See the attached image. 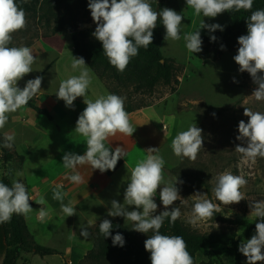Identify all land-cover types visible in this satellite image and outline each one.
Masks as SVG:
<instances>
[{
    "label": "clouds",
    "instance_id": "obj_1",
    "mask_svg": "<svg viewBox=\"0 0 264 264\" xmlns=\"http://www.w3.org/2000/svg\"><path fill=\"white\" fill-rule=\"evenodd\" d=\"M27 2V0H21ZM152 2L159 0H89L88 7L97 27L93 36L101 42L103 52L110 64L119 72L126 70L131 58L139 54V48H148L153 43V30L157 27L158 18L166 30L165 40H180L181 24L184 17L176 10L163 8L159 12L151 7ZM187 7L199 17L216 18L224 12L250 11L247 19V35L238 38L240 45L238 54L234 56L241 73L248 72L258 88L251 96L256 100H264V10L251 11L253 0H186ZM27 26L26 13L17 3V0H0V129H3L9 120V114L17 112L26 106L41 90L42 76L27 81L21 89L18 82L33 71L32 65L36 61L33 50L28 46L9 47L12 34ZM207 28L210 32L217 29L223 31L220 24H206L201 22L200 29ZM200 29L195 32L184 33L183 39L190 53L202 51V38ZM211 41L217 37L212 35ZM225 46H221L222 50ZM73 71L79 70V75H72L61 81L57 98L63 100L67 107H73L78 97H84L86 108L79 115L75 133L84 138L87 149L83 155L72 152L63 156V166L71 169L72 174L66 175L71 183H83V176L76 171L78 166L89 164L94 170L101 173L115 170L118 161L126 157L123 147L117 146L115 150L105 146V141L117 133L132 136L136 129L130 123L129 114L125 110L124 99L116 94L100 96L94 101L87 99L88 89L92 83V76L83 57L73 56L71 61ZM234 82L235 78H234ZM215 115V113H213ZM244 115L249 121L239 122V135L236 139L247 141V146L236 145L235 151L242 155L247 162L253 163L256 159L264 158V113L253 112L245 108ZM165 128V126H164ZM202 129L192 125L186 131L179 132L171 142L173 153L177 157H187L192 161L197 159L203 147L204 138ZM3 147L11 149L15 137L4 133ZM144 159L131 168L130 182L124 193V203L111 201V208L107 215L111 217H124L126 221L134 223L133 230L148 234L153 233L145 240V249L150 252L151 264H194L193 257L187 250V243L182 236L163 235L160 229L166 218L175 223L181 217L180 207H172L176 201L187 206L188 201L180 195V189L175 183L164 182L163 167L165 161L160 156L158 148H148ZM127 167V161H126ZM17 175H23L17 173ZM213 193L215 198L223 205L238 204L246 199L241 189L246 186L247 180L243 175H233L225 171L215 178ZM62 185L53 189V199L60 202L61 212L71 217L76 214L73 201L64 203L66 192L61 191ZM159 191L164 211L155 215L158 205L154 197ZM194 203L186 214L189 224L203 227L214 213L219 212V205L207 198V194L196 192L191 196ZM35 200L41 207L38 218L44 220L49 216L46 210V200L43 196L33 198L23 182L13 180L11 187L0 182V224L10 222L13 215H27L33 208L29 201ZM252 209L250 216L259 220L256 223V232L239 245V251L247 257V264L264 262V200H250ZM128 206H135L136 210L129 211ZM142 208V212L139 209ZM92 221L88 225H92ZM218 228V225H217ZM113 223L103 219L99 223V231L105 237H112L113 246L123 247L125 239L117 232L112 236ZM90 235L87 228L81 227V236Z\"/></svg>",
    "mask_w": 264,
    "mask_h": 264
},
{
    "label": "crops",
    "instance_id": "obj_2",
    "mask_svg": "<svg viewBox=\"0 0 264 264\" xmlns=\"http://www.w3.org/2000/svg\"><path fill=\"white\" fill-rule=\"evenodd\" d=\"M189 13L186 16L190 20L182 21L180 40H172L177 48L186 47L183 39L184 33L194 32L195 18L193 10L190 9ZM244 35H247V33ZM204 46L205 44L202 48ZM239 47L237 41L235 49L226 50L225 52L233 51L237 55ZM51 48L52 50L57 49V46ZM71 48H74V44ZM54 51L53 60L48 62L49 64L40 72L39 76L43 77L41 90L32 98L35 104L49 111L51 118L32 107L24 106L17 112L9 114L7 124L0 130L3 133L14 135L15 140L12 150L16 154L24 156L16 170L13 167L15 158L6 164L7 173H9V170L12 171L10 172L11 180L13 181L15 178L13 173H22L23 175H19L18 180L26 185L28 194L33 198L43 196L46 200V205L43 207L49 211V216L44 220L38 218L41 206L35 200H32L33 204H30L33 210L25 215L30 233L38 243L60 250L61 244L65 240L61 225L68 224L69 217L62 214L60 202L53 199V189L57 185L63 186L61 191L67 193L64 203L67 204L68 201H73L76 206V213L86 223L92 221V225H96L103 219L117 218L108 216L107 213L111 208L112 200H116L121 204L124 203V193L130 182L131 168L144 159L147 155L146 150L154 148L158 140L164 142L160 146L161 151L159 154L163 153L166 145H171V141L175 136L183 131V114L186 111H191L193 115L196 114L195 110L192 109L196 102L205 101L209 104L205 94L200 93L203 90L196 87L195 83L203 86V83L215 80L214 71L218 72L219 70L214 65L218 63V58L222 55L213 59L202 52H199L197 56H192V53L187 52L180 57L172 54L166 55L163 52L165 56L174 58L178 65L179 63L183 64L181 67L182 76L178 75L179 82L176 88L173 90L171 86L158 85L151 95H145V98L151 101L149 105L130 112L127 111L130 123L136 129L133 135L126 136L117 133L105 141V146L113 151L117 146L123 147L127 153L126 157L118 161L115 170H108L104 173H101L98 169L94 170L89 164L78 166L76 171L84 179L83 183L76 185L66 179V175L72 174V170L64 168L63 156L68 152L80 155L86 152L87 145L84 138L74 132L78 117L86 108V104L84 103V97H78L74 101V106L70 108L66 106L63 100L57 98L56 93L61 81L72 75H79V70L73 71L71 68L73 56L78 57L74 51L69 55H65L63 50ZM86 64L92 76V83L86 98L94 101L100 96L112 94L97 73L87 62ZM194 69L198 70L200 75L197 80L194 76ZM53 72L55 77L50 75ZM49 78H56L59 83L56 84L52 81L51 86H47L46 80ZM30 79L32 78L26 75L18 82V87L23 89ZM250 83L251 77L249 74L247 76L244 74L241 81L243 92L248 87L247 84ZM187 89H191L190 92ZM45 140L51 143L50 147L43 146L40 143ZM166 141H168L167 144ZM2 155L3 151L0 149L1 158ZM128 208L136 210L135 206H128ZM139 211L142 212V208ZM62 233L63 237H61ZM6 248L3 224H0V264H3ZM33 255L35 253L22 252L16 264H54L49 261L53 258L50 256L57 254L42 256L44 261H32Z\"/></svg>",
    "mask_w": 264,
    "mask_h": 264
},
{
    "label": "rangeland",
    "instance_id": "obj_3",
    "mask_svg": "<svg viewBox=\"0 0 264 264\" xmlns=\"http://www.w3.org/2000/svg\"><path fill=\"white\" fill-rule=\"evenodd\" d=\"M166 7L169 8L172 5H177L181 11L185 14H190V8L187 7L186 0H164ZM194 32L200 29L201 22L206 24H220L223 29L225 26L231 23L232 18L229 12H224L218 15L216 18L203 17L201 14L198 18L194 16ZM27 26L26 28L17 31L12 34V41L9 47H21L28 46L33 50V55L36 57L35 63L32 65L33 71L27 74L32 79H35L40 75V72L44 70L48 62H51L55 56L54 50L64 51L65 55L73 53V40L72 35L69 34L66 29L55 32L54 25H48L45 21L38 20L34 15L26 16ZM86 26L96 25L93 18L91 22L85 24ZM201 36L210 35L207 28L200 29ZM204 43H202L203 46ZM57 46V49L51 47ZM162 50L166 55H176L177 57L185 55L187 52L186 47L175 46L172 40L166 41L164 39ZM202 52V51H201ZM199 53H192V56H197ZM235 52L227 51L225 54L218 58V63L214 67L218 68L214 71V81H208L201 86L199 83H195L200 93L205 94V98L208 100L209 105L205 101L196 102L192 109L196 114L193 115L191 111H186L183 114L182 129L186 131L190 126L196 125L200 127L202 136L204 138L203 147L200 149L197 159L192 161L187 157H177L173 153L171 145H166L163 153H158L163 157L165 164L163 167L164 182L161 187L167 183H175L183 181V183H177V187L180 189V195L183 199L188 201L187 206L182 205L178 200L172 207H180L181 217L180 219L192 230L200 233L221 232L231 235H235L236 239H239V245L242 241L251 239L255 234L252 231L249 235L245 236L246 227L244 224H236L220 220L218 213L224 217L230 219L241 220L242 223H257L259 220L250 216L251 208L249 207L250 200H264V158H257L253 163L251 160L245 161L242 155L235 151L236 145L246 147L247 141H241L236 139L239 135L238 126L241 120L247 123L249 117L244 115L245 108H250L253 112L264 113V105H252L249 102L248 96L254 91L256 84L251 78V83L247 84L248 87L244 89L241 87V81L244 74L247 76L248 72H238L239 65L235 62ZM180 68L183 64L179 63ZM216 70V69H215ZM195 79H199L200 75L198 70L194 69ZM52 77H55L53 72ZM182 76V72H179ZM250 76V74H249ZM251 77V76H250ZM234 78L235 81L234 82ZM59 83L56 78H49L46 80V85L51 86V82ZM50 84V85H49ZM161 87V86H160ZM165 88V87H164ZM163 89V87H162ZM191 90V89H190ZM187 89L188 92H190ZM215 113V115H213ZM172 142V141H171ZM43 146H51V143L47 140L40 142ZM168 141H166V144ZM164 142L157 141L154 148H158L159 152ZM2 161V158L0 157ZM21 159H14V169L19 167ZM5 171H8L7 167ZM225 171L231 172L233 175H243L247 180L246 186L241 191L245 195L246 199L242 200L238 204L223 205L214 196L213 188L215 186V177ZM3 171H0V175ZM12 172L9 170V174ZM19 173V172H18ZM14 180L19 179L17 173ZM160 189L157 190V194L154 197L155 202L158 205L157 211L164 210V206L159 196ZM196 192L201 194H207V198L214 204L219 205L220 211L214 213L213 217L208 220L203 227H193L187 222L186 214L191 210L194 203L192 195ZM129 211L133 209L128 208ZM125 224L134 225L132 221H126L122 217ZM62 224V223H61ZM218 225V228H217ZM95 225L89 226L79 214H75L69 217L68 224L61 225V229L64 233L61 237L65 238L64 243L61 244L60 253L50 257L54 264H115L112 259L97 260L88 256V253L94 247L96 240V234L93 230ZM81 227L87 228L90 235L85 238L81 236ZM37 242V241H36ZM236 248L235 246L228 244H208L197 254L194 264H207L212 261L214 264H236ZM32 261H44L42 256L37 254L33 255ZM39 264V263H38ZM258 264H264V262H258Z\"/></svg>",
    "mask_w": 264,
    "mask_h": 264
},
{
    "label": "trees",
    "instance_id": "obj_4",
    "mask_svg": "<svg viewBox=\"0 0 264 264\" xmlns=\"http://www.w3.org/2000/svg\"><path fill=\"white\" fill-rule=\"evenodd\" d=\"M17 3L28 15H34L38 20L45 21L48 25H54L55 32L66 31L72 35L74 44L73 51L78 57H83L88 65L97 73L99 78L106 84L112 94H116L124 99L125 110L130 112L135 109L147 106L151 101L145 95H151L158 85H168L174 90L178 84V75L181 68L174 58L164 55L162 44L166 35V30L162 20L158 18L157 27L153 30V43L147 49L139 48V54L131 58L127 68L119 72L112 66L103 52L100 41L94 36L93 32L97 25L86 26L91 22V11L88 7L89 0H27ZM166 7L164 0H159L158 12ZM180 13L185 21L189 17L181 11L177 5L169 7ZM264 10V0H253L251 11ZM232 18L223 31L217 29L210 35L201 36L205 46L202 53L208 57L216 59L226 50H233L236 47L238 38L247 33V19L251 12L241 10L239 12H229ZM215 35L216 41H211L210 37ZM225 46L222 50L221 46ZM34 108L40 113L47 114L51 118L49 111L35 104L32 100L26 105ZM4 133L0 130V149L3 151L0 175V182L9 187L12 185L10 174L5 171L6 164L13 158L24 159L23 155L16 154L12 148L3 147ZM33 204V201H29ZM171 209V208H169ZM165 210V209H164ZM156 211L159 215L162 211ZM220 220L236 224H244L245 236L256 230L255 223H242L238 219H230L218 213ZM113 223L112 236L117 232L123 235L125 245L123 247L113 246L112 237L105 238L99 231V223L93 230L96 234L94 247L88 256L97 259H112L115 264H151L150 252L145 249L144 242L153 233H140L133 230L134 225L125 224L122 217L110 219ZM7 245L3 264H16L22 252H32L41 256L59 254L56 248L36 242L29 231L25 215L14 214L11 221L2 223ZM163 235L182 236L187 243V250L193 257L194 263L197 254L208 244H228L236 248V264H247V257L239 251V239L235 235L210 232L200 233L190 229L180 218L175 223L170 222V217L164 220L160 229ZM207 264H214L212 261Z\"/></svg>",
    "mask_w": 264,
    "mask_h": 264
},
{
    "label": "bare ground",
    "instance_id": "obj_5",
    "mask_svg": "<svg viewBox=\"0 0 264 264\" xmlns=\"http://www.w3.org/2000/svg\"><path fill=\"white\" fill-rule=\"evenodd\" d=\"M258 88V85L256 84V86H255V89H257ZM254 89V90H255ZM254 92V91H253ZM252 92V93H253ZM252 93L248 96V99H249V102L252 104V105H264V100H256L253 96H251L252 95Z\"/></svg>",
    "mask_w": 264,
    "mask_h": 264
},
{
    "label": "water",
    "instance_id": "obj_6",
    "mask_svg": "<svg viewBox=\"0 0 264 264\" xmlns=\"http://www.w3.org/2000/svg\"><path fill=\"white\" fill-rule=\"evenodd\" d=\"M151 7L154 11L158 12V4L156 2H152Z\"/></svg>",
    "mask_w": 264,
    "mask_h": 264
},
{
    "label": "built area",
    "instance_id": "obj_7",
    "mask_svg": "<svg viewBox=\"0 0 264 264\" xmlns=\"http://www.w3.org/2000/svg\"><path fill=\"white\" fill-rule=\"evenodd\" d=\"M0 169H1V164H0Z\"/></svg>",
    "mask_w": 264,
    "mask_h": 264
}]
</instances>
